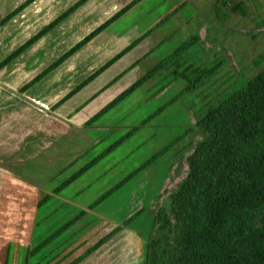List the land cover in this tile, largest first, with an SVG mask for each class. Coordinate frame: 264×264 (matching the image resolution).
Masks as SVG:
<instances>
[{
	"label": "rangeland",
	"instance_id": "rangeland-1",
	"mask_svg": "<svg viewBox=\"0 0 264 264\" xmlns=\"http://www.w3.org/2000/svg\"><path fill=\"white\" fill-rule=\"evenodd\" d=\"M234 1L246 4L248 12L251 14L249 18L233 13L231 3ZM259 1L261 3L260 11L255 9L251 0H226V4L225 0H172L168 6L171 13L184 4L185 6L182 11L176 13L171 20L148 38L151 50L160 47L140 64L141 77L183 42L197 37L200 38V43L185 57L189 63L210 67L218 57L225 61V69L216 79L212 80V83L220 82L215 86L209 84V93L213 92L217 86H220L221 90L232 89L245 79L253 77L259 70L254 68V61L264 54V28L260 25L264 20V0ZM130 11H133L131 18L120 20L113 29L114 31L124 28L133 32L138 28L135 30L136 33L141 32L151 21V16L148 18L149 15L142 14L143 16H140L142 11L137 7H133ZM134 16H140V22L136 28L129 25L135 19ZM54 19H43L42 28ZM163 41L166 43L162 44ZM186 85V82L181 79L174 80L166 71L155 75L122 106V109H118L112 115L111 132H107V135L104 136L97 135V133L89 135L91 142L88 146L90 150L88 158H93L112 141H116L121 135L120 133L124 134L127 131L129 125L140 124L149 114L157 111L183 91ZM43 89L47 95L52 94L51 87L44 85ZM198 94L199 92L181 99L151 123L149 129L151 132L146 134L147 137L144 140L138 143L135 141L134 144L127 146L120 155L112 157L86 177L83 189L72 198L74 201H78L81 199L78 195L84 194L82 208L85 210L96 201L97 196L100 195L99 192L105 187L106 190L109 189L110 181H114L129 170L131 171V168L138 167L142 162L149 160L181 138L167 153L147 168L141 177L136 178L126 187L127 191L124 190L126 194H110L105 199L106 201L112 197L116 200L115 196L120 197L119 201L126 203L125 205L118 202L112 203L108 200L106 201L108 203L100 205L99 208L88 211L87 217L68 231L63 236L62 242L57 244L58 246L53 248V251L38 264H70L74 262L136 212L133 210L134 205H129L130 202H134L135 206L139 204L137 210L144 209L143 215L131 227L123 228L119 234L81 264H146L147 243L153 232L151 215L157 205L155 199L161 195L162 202L168 208L170 194L187 175V159L202 139L196 125L204 103ZM4 108L6 107L4 106ZM51 112L46 111L42 114L43 132L41 138L43 146L40 155L39 148H34L31 145H25L21 151L18 145V148L14 150L15 144L20 139L39 138L40 132L34 131L33 126H31V130L27 129V133L24 134L17 128H13L18 127V124L20 127H26L27 121L23 122L20 119L18 122L19 116H14L15 114L11 110L10 114L14 115L10 116L9 121H0V227L2 228L0 232L3 231V234L16 236V234L25 235L27 232L26 235H29L30 226L33 227V221L38 218L37 230L35 229V234L32 231L34 235L31 234L37 238L36 235H45L47 228L50 230L60 229L81 213L77 209L76 203L70 204L67 200L62 199L58 200L57 207L54 209L46 211L49 207L44 205L41 210L37 211V216L34 210L35 172L45 165L41 172L42 177L49 179L47 182L49 188L56 186L61 181L60 175L56 179L50 178L49 175L54 174L55 167L59 168L60 163L65 164L68 158L73 157V160H76L79 155L77 151H80L81 147H75L77 145L75 142L85 137V131L75 130L76 128L70 125L71 123L65 125L67 124L65 121H57L56 124H51L50 122H53V118H51L53 112ZM11 121L13 122L11 123ZM64 122L65 124H63ZM191 129L192 132L187 133ZM94 139L95 147L92 146ZM40 157L42 158L41 164L39 163ZM132 157H138V160L143 158L140 163L137 164L134 161L131 164L129 160ZM55 158L56 163L46 167L49 161ZM82 159L77 167L86 161V159ZM75 164L76 162H73V167H76ZM119 189L116 191L119 192ZM141 189L142 192H140ZM109 192V190L105 191V195ZM43 197L44 195H42ZM87 198L89 206L85 204ZM48 224H51V227H47Z\"/></svg>",
	"mask_w": 264,
	"mask_h": 264
},
{
	"label": "trees",
	"instance_id": "trees-1",
	"mask_svg": "<svg viewBox=\"0 0 264 264\" xmlns=\"http://www.w3.org/2000/svg\"><path fill=\"white\" fill-rule=\"evenodd\" d=\"M35 1L28 0L3 20L0 27ZM87 1L82 0L45 27L37 36L3 61L0 69L27 51ZM141 1L135 0L117 13L29 83L24 90L27 91L59 67ZM251 2L257 11L261 10L259 0H251ZM231 4L234 14L244 18L250 17L251 14H249L245 3L234 1ZM184 6L185 4L168 15L155 28L133 42L93 77L86 80L62 100L59 105L65 103L80 89L92 82L96 76L136 48L152 33L171 20L176 13L182 11ZM260 25L264 28V20ZM164 43L166 41L162 42V44ZM199 43L200 38L198 37L183 42L171 54L150 68L132 87L92 118L87 125H92L96 119L105 115L162 71L168 72L174 80L185 81L186 88L150 115L140 127L143 128L151 123L183 97L192 96L199 92L198 95L204 106L196 127L202 135V139L187 159V175L170 194L168 208L162 202L161 195L155 199L157 205L151 215L153 232L147 243L146 264H264V54L254 61V68L259 70L253 77L245 79L232 89L221 90V87L217 86L213 92L209 93L210 85L215 86L220 82L214 81L212 83V80L216 79L225 69V61L218 57L210 67L189 63L185 57ZM159 47L151 50L135 67L143 63ZM140 128L132 129L129 135L116 146ZM190 132L192 129L187 133ZM180 139L178 138L155 154L126 180L91 205L89 209H95L110 194H113L130 179L160 159ZM91 166V164L86 166L68 179L56 189L55 193L58 194L69 186L85 171H88ZM143 213L144 209L136 212L120 227L99 241L86 255H90L100 248L120 233L123 228L131 227ZM85 215L86 212L81 213L49 240L31 251L29 256L39 252L51 240L63 234ZM83 259L81 258L73 264H77Z\"/></svg>",
	"mask_w": 264,
	"mask_h": 264
},
{
	"label": "crops",
	"instance_id": "crops-1",
	"mask_svg": "<svg viewBox=\"0 0 264 264\" xmlns=\"http://www.w3.org/2000/svg\"><path fill=\"white\" fill-rule=\"evenodd\" d=\"M27 1L28 0H0V23L8 18V16H10L15 10H17ZM81 1L82 0H36L18 15L7 21L0 27V65L19 48H21L28 41L37 36L45 27L57 20L64 13H66ZM134 1L135 0H88L84 5L79 7L75 12L64 19L57 27H55L47 35L33 44L27 51H25L8 65L0 69V121L8 122L10 116L15 114L14 116H19L18 122L20 121V119H22L23 122L27 121V128L25 126L20 127L19 124L17 125L18 127L13 128H17L19 132H22L24 134L27 133V129L31 130V126H33L34 131L37 130L38 132H40L38 139H36L35 137L34 139L29 140L20 139V141L15 144L14 150L15 148H18V145L20 151L24 148L25 145H31L34 148H39V155L41 154V148L43 146L41 138L43 132L42 114L46 111L53 112V116L51 115V118H53V122H50L51 124H56L57 121H65L67 124H65V122L63 124L68 125L71 123L70 125L76 128L75 130L81 129L85 131V137H82L75 142V144L77 143L75 147H81L80 151H77L79 155L76 160H73V157L68 158L65 164L60 163L59 168L55 167L56 170L54 174L57 173L58 175H54L53 173L49 175L50 178L55 179L60 175L61 181H57L58 183L56 186L54 185L53 187L49 188L47 185L49 179H45L44 176L42 177L41 172L43 168H45V165L42 169L39 168V170L35 172L33 202L36 216L38 215L37 211L41 210L44 205H48L49 207L48 209H46V211L56 208V203L61 199L65 201L67 200L70 204L76 203V207L81 211V213L86 212L85 216H83L80 220L70 226L63 234L51 240L49 244L44 246L32 257L29 256V253L31 251L38 248L43 242L49 240L61 228L75 219V217L81 215V213L73 217V219L63 225L60 229L50 230L47 228V230L45 231V235H36L37 238L31 236V234L32 231L35 234V229L37 230L38 218L33 221V227L30 226L31 230L29 232V235H26L27 232H25V235L16 234V236H10L3 234V231L0 232V264H38L43 258H45L47 254L53 251V248L58 246L57 244H60L62 242L63 236H65L68 231H70L73 227H75L78 223H80L87 217L91 205H93L102 196H104L105 191H111L112 189H114L152 158L151 157L144 163L142 162V164H140L138 167L136 166L135 168H131V171L129 170L128 172H125L124 174L118 176V178H116L114 181H110L111 183L109 182L108 185L109 189L106 190L105 187L101 192H99L98 194L100 195L97 196L96 201L90 206L88 203L89 199L87 198L85 204H88L89 207L86 210L82 208L84 206L82 204V202L84 201V199L82 198L84 197V194L81 195L80 193L78 195V197L81 198L78 199V201H74L72 199L83 189V185L87 179L86 177L91 175L103 163L114 156L120 155L121 152L124 151L123 149H126L127 146L134 144L135 141L138 143L144 140L147 137L146 134L151 132L149 131L151 123L159 117L158 116L157 118H155L151 123L143 128H140L142 123L153 113L149 114L142 122H140V124L129 125V128L126 129L127 131L124 134L120 133L121 135L118 136V139L116 141H112L107 145V147L101 150L100 153L96 154L93 158H88L90 152L88 146L91 142L89 135L97 133V135L100 134L104 136L107 135V132H111L110 127L113 126V124L111 123L112 115L116 111H118V109H122V106L127 103L132 97H134L139 89L135 93L130 95L127 99L111 109L109 112H107L105 115H103L99 119H96L92 125L88 126L87 124L92 118L99 114L122 93L132 87L139 80V78H141L139 70L140 65H137L136 67L135 65L151 51V47L148 41V38H150L151 35L136 48H134L132 51H130L124 57L114 63L111 67L102 72L87 86L80 89V91H78L69 100H67L62 105L59 104L74 90L81 86L86 80L95 75V73L101 70L106 64H108L116 56H118L121 52L128 48L133 42L155 28L163 19L170 15L171 12L168 9V6L172 0H142L135 7L141 9L142 12L140 13V16L142 14L149 15L148 18L151 16V21L141 32L136 33L135 31L138 29L136 28V26L138 25V22H140V16H134L133 18L135 19L129 24L133 25V27L136 28L133 32H129L124 28H122L121 30H113L120 20H127L131 18L133 11H129L114 24H112L107 30L94 38L90 43H88L85 47L75 53L72 57L67 59L59 67L51 71L27 91L24 90V88L29 83H31L34 79L44 73L57 60H59L77 44H79L90 34L95 32L99 27L104 25L107 21H109L117 13H119L121 10L127 7V5L131 4ZM144 5L146 6L144 7ZM47 18L55 19L47 26H44V28H42L41 22L43 19ZM44 85H46L47 87H51V95L46 94V91H44L43 89ZM11 102L13 105L11 104ZM4 106L6 108H4ZM10 110L14 112V114H10ZM12 122L13 121H11V123ZM134 128L140 129L116 146V143L120 142L122 139L128 136ZM95 143L96 142L94 139V142L92 144L93 147L96 146ZM56 158L53 160L51 159L46 167H49V165H54L53 163H56L57 161ZM82 158L86 159V161L77 167V164ZM142 158L143 157L138 160V157H132L129 161L131 162V164H133L134 161L138 164L140 163ZM41 162L42 158L40 157L39 163L41 164ZM73 162H76V164L74 165L76 167H73ZM90 164L92 166L88 171H85L78 179L73 181L69 186L60 191L58 194L55 193L56 189L59 188V186H61L64 182H66L68 179L73 177L75 174H77L79 171L83 170ZM150 166H148L147 168H149ZM147 168L145 170H147ZM145 170L141 171L139 174L125 183L122 187H120V189L118 190L119 192L115 191L113 194H126L124 193L126 187L133 183L136 178L141 177ZM140 192H142V189ZM42 195H44L43 198ZM115 198L117 199L114 200V198L111 197L108 200L112 203L118 202L121 205L124 204L119 201L120 197L115 196ZM106 201H103L100 205L108 203ZM100 205L96 208H99ZM129 205H134L133 210H136V212L139 211L137 210L139 204L135 206L134 202H130ZM51 224H48L47 227H51ZM120 226H117L116 228ZM0 229L2 228L0 227ZM102 239H100V241ZM105 244H103L100 248L95 250L90 255H86L87 252L95 246L94 245L70 264H73L79 259L84 258L82 261H79V263H77L81 264L95 252L99 251Z\"/></svg>",
	"mask_w": 264,
	"mask_h": 264
}]
</instances>
